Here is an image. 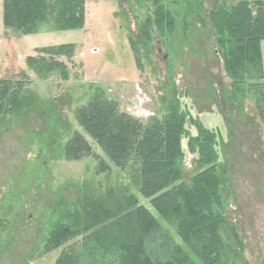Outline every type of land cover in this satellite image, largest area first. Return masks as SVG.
Segmentation results:
<instances>
[{"label":"rangeland","instance_id":"1","mask_svg":"<svg viewBox=\"0 0 264 264\" xmlns=\"http://www.w3.org/2000/svg\"><path fill=\"white\" fill-rule=\"evenodd\" d=\"M202 2L206 16L220 1ZM236 2L227 0L229 5ZM150 6V0L86 1L81 28L57 31L46 24L36 33L21 35L3 27L0 0V78L22 79L25 72L24 83L43 101L39 113L0 123V264H53L60 248L43 254L44 238L84 190L92 195L103 191L114 199L131 193L158 218L148 199L138 193L130 169L114 166L75 119V109L96 88L115 101L120 112L142 122L162 114V100L169 98L172 88L181 94L189 116L218 137V164L226 176L224 214L232 227L226 228L223 238L231 260L264 264V120L253 100L246 97L239 104L232 100L230 79L207 18L201 25L193 15L184 16L183 3L168 5L177 19L169 39L154 37L147 44L148 53L135 55L130 37L135 47L141 46L135 13L143 16ZM68 43L74 44L72 55L58 57L66 65V79L57 72L38 77L27 67L26 57L39 55L38 49ZM261 51L264 70V41ZM186 128L195 134L191 124ZM75 131L88 142L91 153L67 160L60 149ZM186 140L181 170L189 182L196 154L187 150ZM100 162L110 169L102 171Z\"/></svg>","mask_w":264,"mask_h":264},{"label":"trees","instance_id":"2","mask_svg":"<svg viewBox=\"0 0 264 264\" xmlns=\"http://www.w3.org/2000/svg\"><path fill=\"white\" fill-rule=\"evenodd\" d=\"M86 1L99 0H2V24L21 35L36 33L46 24L57 31L78 29L84 24ZM219 1L205 16L202 0H150L143 16L135 13L141 46L135 47L130 37L133 52L148 53L147 44L154 37L166 42L177 20L168 5L183 3L184 16L193 15L201 25L207 18L230 79L232 100L237 104L246 97L253 100L264 120V1L237 0L230 5ZM183 22L187 27L186 19ZM73 48L72 43L42 47L25 63L38 77L57 72L66 79V65L58 57H70ZM20 76L0 78V123L8 117L39 113L43 105L24 83L25 72ZM168 97L162 100V114L144 122L120 112L100 88L75 109L77 123L105 157L118 168L130 169L138 193L148 199L159 219L131 193L114 199L103 191L92 195L84 190L44 238L43 254L60 248L53 264H234L223 238L226 228L232 231V227L224 214L226 176L224 166L218 164L217 134L189 116L175 88ZM188 123L195 134L187 130ZM183 139L187 150L196 154L189 182L183 180L181 170ZM90 153V145L77 131L60 149L67 160ZM100 169L110 167L100 162ZM2 226L0 218V230Z\"/></svg>","mask_w":264,"mask_h":264}]
</instances>
